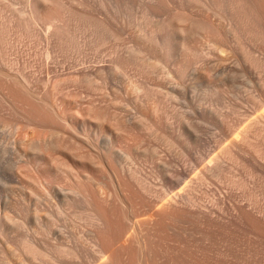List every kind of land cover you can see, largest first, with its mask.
Instances as JSON below:
<instances>
[{
    "label": "rangeland",
    "instance_id": "rangeland-1",
    "mask_svg": "<svg viewBox=\"0 0 264 264\" xmlns=\"http://www.w3.org/2000/svg\"><path fill=\"white\" fill-rule=\"evenodd\" d=\"M30 1L31 3L29 0H0V80L6 84L20 82L19 84L33 96V102L48 111L56 110L63 122L66 119L69 121V118H78L82 113L84 115L82 96L84 99L88 96L92 98L102 84L106 82L101 88H110L113 78L118 80V84L127 87L130 92L120 100H125L124 105L136 108L143 123L147 124L145 127H149L148 130L153 133L152 140H148L143 148L159 147L163 161L167 167L170 165L176 173L175 179L179 177V181L174 179V182L166 183L164 172L152 168L150 163L143 164L144 172L147 175H157L156 177L161 179V187H164L162 189H165L169 198L190 194L207 206H211L214 201L222 209L219 223L214 221V226H209V230L184 218L172 222V229L175 227V231L183 234H180L183 249L187 248L190 253L193 251L194 255L197 251V258H201L205 252L209 254L207 256L211 261L199 260V264H264V160L249 161L253 160L250 156L254 148L258 151L260 149L259 153L262 151L261 156L264 157V108L259 104L264 101V67L254 65L258 58L264 65V55H259L257 41H250L244 32L238 33L237 38L231 36L232 43L229 44L234 48L222 53L210 51L211 42H216L217 38L203 32L190 37L186 32H182L190 25L194 26L196 22L207 23L209 26L215 21L216 28L220 22L219 29L230 21L235 24L237 18L233 16L228 2L223 0L221 5L215 4L218 2L214 0H201V3L192 0H54L57 3L53 1V4H49L51 6L36 7L34 4H37L38 0ZM222 20L225 22L222 23ZM178 28L184 30L180 32L177 31ZM191 42H196V46L191 47ZM186 44L191 47L187 52L191 54V66L188 65L190 67L186 75L183 78L174 74L167 76L172 64L171 58L166 55L179 56V53H182L181 47V50L188 48ZM240 44L250 49L254 58L237 46ZM133 52L145 57L148 67L142 73L130 69L129 76L132 81H127L115 74L117 70L114 69L113 61ZM173 82L181 85L176 91H171ZM0 88V264H117L113 260L112 252H106L101 247V243L96 239L97 233L89 227V218L84 217L80 205L73 206V210H67L71 212L67 214L71 221H68L69 228H63V236L61 231V234L53 236L54 238L50 234V238L44 226L35 230L30 224V220L42 212L43 222V216L46 217L47 213L58 219L55 210L58 202H54L56 199L53 201L51 197L54 196H49L47 189L43 191L46 187L40 182L46 178L49 181L55 180L66 190H76L79 187L78 164L71 163L73 171L63 168L45 174L43 165L35 160L37 148L56 141L63 147L67 143L73 148L67 138L69 131L58 130L55 125H38L25 115L22 106L8 98L7 90L2 85ZM151 92L154 97H145V93ZM137 97L143 100V105L136 106L134 101ZM167 113L171 114L172 121L175 122L172 123L178 138L174 133L169 134L170 138L164 129L151 126L159 120L162 121ZM176 113L180 117L175 116ZM185 126L190 128L189 132L184 130ZM100 130L93 128V133L98 131L99 136H105L107 131ZM162 136L165 137L164 143ZM157 139L161 140L160 143ZM249 145H252V148ZM75 149H78L76 145ZM49 152L59 161L70 158L64 148L52 149ZM33 183L40 187L37 188ZM250 197L253 200L256 197L257 201H254L260 206L258 211L251 205ZM47 199L49 205L44 202ZM37 204H40V207H35ZM52 204L55 212L51 209ZM233 206H239L245 213L250 212L255 222L247 219L245 214L233 211ZM35 209L42 212L37 216ZM70 215L77 217L70 218ZM80 217L83 219L78 223ZM4 219H7V222ZM18 221L22 222L17 224ZM58 223L62 224L60 220ZM130 224L133 223L127 224L130 239L146 234L136 228V224ZM254 224H257L256 228L253 227ZM86 226L89 228L86 229ZM219 226H226L228 229ZM203 229L206 232L211 231L207 234H213L211 242L202 238L206 233ZM189 231L196 234L195 240L192 239L191 242L186 238ZM91 233L95 235L94 238ZM27 239L38 242L36 246L40 247V254H37L36 258L25 248ZM111 244L112 250L115 251L112 241ZM196 246H200V250ZM63 248L67 249L68 254ZM236 259L240 261L236 262Z\"/></svg>",
    "mask_w": 264,
    "mask_h": 264
},
{
    "label": "bare ground",
    "instance_id": "bare-ground-1",
    "mask_svg": "<svg viewBox=\"0 0 264 264\" xmlns=\"http://www.w3.org/2000/svg\"><path fill=\"white\" fill-rule=\"evenodd\" d=\"M53 1L54 0H52V1L51 0H38V3L34 4V5L36 7H40L43 5L48 6L49 4H53L52 3ZM116 1L118 2L119 0H116ZM192 1H195L197 3H199V2L201 3V0H192ZM226 1L229 4L228 5L229 8L233 12V16H235L237 18V20H236L237 22L234 21L235 24H232V21H230V23L227 22L223 28L220 27L221 29H219L218 27L220 25V22H218L219 23L218 26L216 25L217 28L214 27L215 21H213L214 23L211 22V24L209 26L207 23L205 24L202 22H196V23L194 22L195 23L194 26L190 25V27H188V29L186 31H182V30H184L183 28H182V30H180L178 28L179 30H177V31L186 32V35H188L190 37L194 36L195 34H199V33L203 32V33L211 35L213 38H217L216 42H211L210 46L212 49L210 50V48H209L210 51L213 50V52H217V53H219V52L222 53V52H226L228 50L233 49L234 47L231 48V46H230L232 44H229L231 42L230 41L231 36L237 38L238 33L244 32L246 34V36L248 37V39H251L250 41H253V42L257 41L256 43H258L259 55H264V0H226ZM54 2H56V1H54ZM214 2H218L215 4H219V3L221 4V3H223V0H216V1L214 0ZM29 3H31L30 0H29ZM56 3H54V5H56ZM49 6H51V5H49ZM217 7H219V5ZM217 7H215V8L217 9ZM221 10H222V8H221ZM218 14H220L219 11H218ZM229 17H230V15H229ZM178 18H179V16H178ZM188 18H189V16H188ZM182 19L184 20L185 18H182ZM183 20H181V21H183ZM224 20H226V18H224ZM231 20H232V18H231ZM227 21H229V20H227ZM221 22L223 23L225 21L222 20ZM192 24H193V22H192ZM57 32H58V30H57ZM182 34H184V33H182ZM240 34H242V33H240ZM240 37H242V36H240ZM185 38H188V37H185ZM240 39H242V38H240ZM192 41H194V39ZM235 41H238V40H235ZM189 45H191V47H194V46H196V42H193V43L191 42V44L189 43ZM189 45L186 46L188 48L185 47L186 49H183L184 51L181 50L183 47L180 48V52H182V53L181 54L179 53V56H178V54L177 55H171V56L165 54L166 56H168V58H171L170 62L172 64V69L170 71H167L168 72L167 76L174 74L177 77L183 78V76L186 75L188 68L191 66L189 64L190 63L189 59L191 57V54L189 55V53H187V52H189L188 50L191 49V47H189ZM183 46H185V45H183ZM237 46H240V49L242 51H245L246 54L253 57L252 51L250 49L248 50L245 46H242L241 44L237 45ZM191 51L192 50H190V52ZM193 52L195 53V51H193ZM192 55H193V53H192ZM114 56H117V55H114ZM144 58L145 57L140 55V53L137 54V53L133 52L129 56H126V57L122 56V57L116 58V60L113 59L114 60L113 62L115 65L114 69H115V71L117 70V73H115V74H117V76H120L124 80L132 81V79H131L132 77L129 76L130 75L129 70L135 69L136 72H139V73L144 72L145 69L148 67V64L146 62L147 60ZM168 58H167V60H169ZM261 59H262V57H261ZM250 60H252V59H250ZM156 62H158V61H156ZM231 62H233V61H231ZM231 62H229V63H231ZM237 63H238V61H237ZM240 64L241 63H239V65ZM188 65H190V66H188ZM254 65L256 67H264L262 60H260V58H258L254 62ZM244 66H247V65H244ZM255 66H254V68H255ZM252 67L253 66H251V68ZM0 74H2V73H0ZM113 79L114 80L112 81L110 88L109 87L108 88H101L104 86V84L106 83L105 82L104 84H102L101 87H98L99 89H97V88H96L97 90L95 89L96 95L94 94L95 96H93L92 98H89V96L86 97V99L83 98L84 96L81 97L82 98L81 102H82V105L84 106L83 107L84 108V110H83L84 115L82 113V116H79L78 118L74 117L75 119H70L68 117L69 121H66L67 120L66 119L64 122L62 121L63 119L61 120V118H60L59 114L56 112V110L52 109V111H50V110L48 111L45 108H43L40 104L33 102L34 101V100L32 101L33 96H31L30 93H28L26 91V89H24V87L21 84H19L20 82L19 83L14 82L13 84H6L5 82H2L3 80H0V85H2L7 90L8 98L10 97L14 101V102L12 101L13 103H15L19 106H22L23 107L22 109L24 110L23 112L25 113V115H27V117L30 120L35 121V123H37L38 125H45V126L46 125H55L56 127H58V130L60 129V130H64V131H69V136H67V138H69V140L68 139L67 140L69 142L71 141L70 144L73 145V148L70 147L69 144H67V143L63 147L62 144L59 143L58 141H56L52 144H49V145H43L42 144L43 146H40L37 148L38 153L37 152L35 153L36 154L35 160L38 163L43 165V169H44L43 172L45 174L52 173V172L54 173L56 171L62 170L63 168H70L73 171V169L71 167V163H75L76 165L78 164L77 168L79 171L77 173V180L79 182V187L76 190H75V188L71 189V191L66 190L62 186H60L59 183H56L55 180L49 181L45 178L42 182H40L41 185L43 183V186L46 187V188H43V191H44V189H47V192L49 191V193H50L49 196L53 195L55 197V198L51 197V198H53V201H54V199H56L54 202L56 204L58 202V205L56 206V209H55L57 214H58V219L53 218L56 216H54V215L50 216L47 213V216L45 215L46 217L43 216V218H45V221L43 222V221H41V220H43L42 216H41V214L43 212L42 211L37 212L36 211L37 208H36L35 212H37V213L36 214L34 213L35 215L38 216L39 215L38 213H41V212L42 213L38 217H36V216L33 217L30 220V224L32 225V227L35 228V230H40L44 226L46 231H48V233H49V237L51 235H52V237L58 236L59 234H61L60 233L61 231L63 233L64 227H68V225H69L68 221H71L67 217V214L68 213L71 214V212H69V211L67 212V210H69V208L72 209L73 206L80 205L81 208L83 209V213L85 214L84 217L87 216L86 218H89L88 222H90L89 223L90 226L88 224H86V225L96 231V233H97L96 239L99 240V242L101 243V247L105 251L107 250L108 252L109 251L112 252L113 260L117 264H199L200 263L199 260H203L204 262L208 261L210 258L207 255H209V254H206L205 251L204 252L206 255L204 253H202L204 255L201 258H197L198 256L196 255L197 254L196 250H195L196 251L195 255L197 257H195V255L192 253L193 251L190 253L189 252L190 250L188 251L187 248H185V250H184L183 249L184 245L182 244L183 247L181 246V243H182L181 238L182 237L180 236V234H182V233L179 234L177 231H175V227H173L174 228V230H173L171 225H172L173 221H177V220L184 218L186 220H190L194 224L201 225V228L203 226H205L208 229V228L214 226V224H215L214 221H218V219L220 218V214L223 213L222 209L214 201H213V204L211 206H207L204 204V202H201L200 200H198L197 197H196V199H194L195 196L193 197V195H190V194H189L190 196L185 195L184 197L182 196L180 198H176V197L175 198H173V197L169 198V196L167 195V192L164 191L165 189H162L164 187H161L162 186L161 185L162 184L161 179L157 178L156 177L157 175L156 176L154 175L155 176L154 177L153 175H151V173L147 175L144 172L143 164L144 163H150L152 165V168H156V169L164 172V178L166 179V183L169 184L170 182H174V179L176 177V173H174V171L172 170L170 165H169V167L171 169L169 167H167L165 162L163 161L159 147L154 146L153 149L151 147H150L151 149H149V146H148V149L143 148V146H145V143L146 142L148 143V140H150V139L152 140V137H153L152 134L153 133L151 134V132L148 130L149 127L148 128L145 127L146 123L145 124L143 123V119H142L141 115L138 114L139 111L136 108H131V107H128L127 105H124L123 102L125 100L123 102L120 100V98H122L123 96H126L127 94H130V92H129L127 87L125 88V87H122L121 85H119L118 80L116 81L115 78H113ZM4 80H5V78H4ZM174 81H176V80L174 79ZM106 85H108V84H106ZM179 87H181L180 84L173 82V84H171V91H176L179 89ZM107 89H108V91H107ZM28 91H29V89H28ZM154 91H155V89H154ZM145 94H147V95H145V97L146 96L149 98L154 97L152 92L151 93H145ZM134 102H135L136 106L138 104L140 106L143 105V100L141 98L137 97ZM15 104H14V106H15ZM259 104H261V106H263V108H264V101H261V103H259ZM16 108H17V106H16ZM177 113H179V112H177ZM177 113L175 115L177 117H180L182 115L181 112H180V116H178ZM92 114L94 116H91ZM152 115H153V113H152ZM185 115H186V113H185ZM142 116H144V115H142ZM23 117L26 118L25 116H23ZM157 118L158 117H156V120H157ZM162 119H163L162 121L159 120V122L157 121L151 126L154 128L164 129L167 132L168 137H170L169 134L174 133L176 135V130H175L176 128H174L175 126H173L172 122H174V121H172L173 119H172L171 114H168V113L165 114V116ZM181 120H182V118H181ZM185 120L188 122L187 119H185ZM185 120H183V121H185ZM149 124H151V123H149ZM177 127H178V125H177ZM93 128H96L97 130L105 129V131H107V133L105 132L106 133L105 136L102 134L99 136L98 131L93 133ZM184 130H186V132H189L190 128L186 127V129L184 128ZM94 131H95V129H94ZM144 131L145 132L148 131V132L145 133ZM100 132H102V131L100 130ZM260 133H262V132H260ZM163 136H165V135H163ZM163 136H162V138H163ZM178 137H179V135L178 136L176 135V138H178ZM162 138H160V139H162ZM164 138L162 139V140H164L163 143L165 142ZM170 138H169V141H170ZM157 141H159V140L157 139ZM160 141H159V143H160ZM74 144L78 147V149H75ZM157 145H158V143H157ZM151 146H152V144H151ZM249 146L251 147L252 145H249ZM57 148H64V150L67 152V154L69 155L70 158L64 159L63 161L62 160L59 161L57 157H54L53 155H51L49 151L52 149L53 150L57 149ZM252 150H253V154L250 157H252L253 160H249L250 162L255 161V160H256V162L260 161V160H264V157H262L263 155L261 156V154H263L262 151H261V153H259L260 149H259V151L256 148H254ZM37 154H39V155H37ZM249 155H251V154H249ZM231 158H234V157H231ZM243 159L245 160V158H243ZM245 161H244V163H245ZM249 161L247 160V162H249ZM247 162L245 164H247ZM262 162H260V164ZM244 166H246V165H244ZM260 167L262 169V166H260ZM158 175H159V173H158ZM21 178L24 179V176L21 175ZM178 178L175 180H178ZM180 181H182V179H180ZM175 182H177V181H175ZM31 184H32V182H31ZM37 184L39 185V183H37ZM33 185H34V183H33ZM178 186H179V184H178ZM244 186H245V184H244ZM36 187L39 188L40 186L36 185ZM72 190H75V191H72ZM35 197H36V194H35ZM255 198H254V200H256ZM48 199L44 200V202L45 201L47 202ZM41 200H42V198H41ZM41 200H40V202H41ZM50 200L52 201V199H50ZM254 200H253V198H251V202H252L251 205L253 206L254 209H256L258 211L260 206H258V204H257L258 202H256L257 200L256 201H254ZM36 202L38 203L39 201H36ZM46 204L49 205V202H47ZM50 204H51V202H50ZM41 205H42V203H41ZM47 205H46V207H47ZM37 206H38V204L35 207H37ZM42 206H44V205H42ZM38 207H40V204ZM51 207H52L51 209H53V204ZM73 208H75V207H73ZM46 209H48V208H46ZM233 209H234L233 211H235L236 213L239 212L243 215L245 214L247 219H250L251 222L252 221L255 222V219L252 217L250 212H249L250 214L247 212L245 213V211L242 208H240L239 206H233ZM254 209H253V211H254ZM37 210H41V209L38 208ZM55 210L53 209L54 212H55ZM84 214H82V215H84ZM72 216L70 218H72ZM75 216H73V218ZM39 217H41V219H39ZM132 217H134L133 220H135V221L132 220ZM80 219H83V218L80 217L78 219V223H79ZM223 219H222V222L224 221ZM6 220H5V222H7ZM59 220L62 222L61 225L58 223ZM85 220L87 221L88 219H85ZM76 221H77V218H76ZM86 221H84V222H86ZM19 222L21 223L22 221H18L16 223L20 224ZM73 222H75V221H73ZM81 222H82V220H81ZM84 222L82 225L83 228H84ZM128 222L136 224V228H140V231H144V232H146V234L144 233L145 234L144 236H142V235L138 236L137 235V237H135L133 240H132V238L130 239V237H128V235L130 236V234H129L130 229L128 228V225H127ZM218 223H219V221H218ZM24 224L22 226H24ZM133 224H130V225H133ZM25 225H27V223ZM173 225H174V223H173ZM221 225H223V224H221ZM256 225L257 224H254L253 227L256 228ZM70 226H72V224ZM133 226H135V225H133ZM89 227H87L86 229H88ZM205 227H203V228H205ZM222 227H220V228H222ZM225 227L226 226H224L223 228H225ZM130 228H132V227H130ZM64 229H66V228H64ZM71 229H72V227H71ZM86 229H84V230H86ZM73 230H74V228H73ZM134 230H136V229H134ZM208 230H207V232L210 233L211 231L209 232ZM33 231H34V229H33ZM203 231H204V229H203ZM203 231H202V233H203ZM69 232H71V231H69ZM84 232H86V231H84ZM195 232L196 231H194V233ZM204 232H206V230ZM207 232L203 234V237L202 236L201 237L204 239L207 238L210 241L211 235H213V234L209 235V234H207ZM93 233H91V234L94 238L96 233H94L95 235ZM186 233L187 232H185V236H186ZM189 233H191V232L189 231ZM189 233H187L186 238L188 240L190 239V242H191L192 239H194L196 234L194 235L192 233L191 234H189ZM196 233H198V232H196ZM214 233H216V232H214ZM38 234L37 235L35 234V235L37 236V238H40V237H38ZM64 234L65 233H63L62 236ZM200 234H201V232H200ZM66 235H67V233H66ZM89 236H91V235H89ZM49 237H47L48 240L51 238V237L50 238ZM47 238H46V240H47ZM34 239H35V237H34ZM64 240H65V238H64ZM94 240L95 239H93V241ZM194 240L192 243H194V247H195ZM35 241L34 240L28 241V239H27V241H25V243L23 242L25 244V248L29 252H31V254L33 253L35 255L33 258H36V255L40 254V251H39L40 247L38 248L36 246V244H38V242L37 241L35 242ZM89 241H91L90 238H89ZM111 241L114 243V246H115L114 250L115 251L112 250L113 248L111 246L112 245ZM58 242H56V243H58ZM96 242H98V241H96ZM186 243H188V242H186ZM196 243L198 244V241H196ZM60 244L62 245V243H60ZM41 245H39V246H41ZM65 245H67V244H65ZM98 245H100V244L98 243ZM187 245H189V244H187ZM191 246L193 247L192 244H191ZM185 247H187V246H185ZM197 247H199V250H200V246H196V248ZM63 249L65 251L67 250L65 248H63ZM189 249H190V246H189ZM99 250H101V248H99ZM62 252H63V250H62ZM67 252L68 251H66V253ZM201 252H203V250ZM201 252H199V253H201ZM66 253H64V254L67 255L68 253L67 254ZM64 254H62V255H64ZM105 256H107V254ZM108 256H109V254H108ZM66 257H68V255ZM236 258H238V257H236ZM209 261H211V260H209ZM239 261H240L239 259H236V262H239ZM99 264H100V262H99ZM218 264H220V263H218Z\"/></svg>",
    "mask_w": 264,
    "mask_h": 264
}]
</instances>
